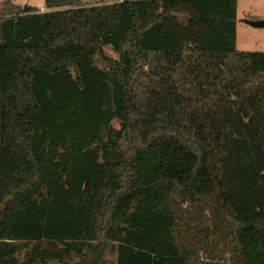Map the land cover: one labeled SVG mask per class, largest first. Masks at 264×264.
<instances>
[{"label":"trees","instance_id":"obj_1","mask_svg":"<svg viewBox=\"0 0 264 264\" xmlns=\"http://www.w3.org/2000/svg\"><path fill=\"white\" fill-rule=\"evenodd\" d=\"M45 4L0 11V264H264L238 0Z\"/></svg>","mask_w":264,"mask_h":264},{"label":"rangeland","instance_id":"obj_2","mask_svg":"<svg viewBox=\"0 0 264 264\" xmlns=\"http://www.w3.org/2000/svg\"><path fill=\"white\" fill-rule=\"evenodd\" d=\"M5 0H0V11ZM95 0H82V2H91ZM111 1V0H110ZM12 3L24 6L36 7L41 11H48L45 0H11ZM237 12V47L242 51L264 52V27L255 26L252 21L264 20V0H238ZM106 54L117 57V54L111 47L105 48ZM25 249L21 257L24 256ZM109 263L115 264L114 254L108 256ZM52 264H57L55 261Z\"/></svg>","mask_w":264,"mask_h":264},{"label":"water","instance_id":"obj_3","mask_svg":"<svg viewBox=\"0 0 264 264\" xmlns=\"http://www.w3.org/2000/svg\"><path fill=\"white\" fill-rule=\"evenodd\" d=\"M23 7H24L25 10H29V8H30V6L28 4H25ZM251 23L253 25H255V26H263L264 27V20H262V21H252Z\"/></svg>","mask_w":264,"mask_h":264},{"label":"crops","instance_id":"obj_4","mask_svg":"<svg viewBox=\"0 0 264 264\" xmlns=\"http://www.w3.org/2000/svg\"><path fill=\"white\" fill-rule=\"evenodd\" d=\"M100 0H95V1H91V2H83L84 4H94L99 2ZM48 11L52 10V9H47Z\"/></svg>","mask_w":264,"mask_h":264},{"label":"built area","instance_id":"obj_5","mask_svg":"<svg viewBox=\"0 0 264 264\" xmlns=\"http://www.w3.org/2000/svg\"><path fill=\"white\" fill-rule=\"evenodd\" d=\"M110 1V0H109ZM111 1H122V0H111Z\"/></svg>","mask_w":264,"mask_h":264}]
</instances>
